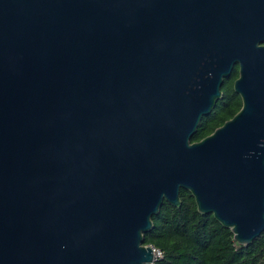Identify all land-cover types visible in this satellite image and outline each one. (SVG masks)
Listing matches in <instances>:
<instances>
[{
    "label": "water",
    "instance_id": "obj_1",
    "mask_svg": "<svg viewBox=\"0 0 264 264\" xmlns=\"http://www.w3.org/2000/svg\"><path fill=\"white\" fill-rule=\"evenodd\" d=\"M181 190L264 232V0H0V264H155Z\"/></svg>",
    "mask_w": 264,
    "mask_h": 264
},
{
    "label": "trees",
    "instance_id": "obj_2",
    "mask_svg": "<svg viewBox=\"0 0 264 264\" xmlns=\"http://www.w3.org/2000/svg\"><path fill=\"white\" fill-rule=\"evenodd\" d=\"M238 75L236 68L233 77L224 81L222 99L202 119L192 143L211 135L241 110L242 99L234 91ZM180 196L182 205L165 202L152 219L153 230L144 236V245L161 253L155 264H264V232L250 246H242L213 215L198 211L190 192L181 190Z\"/></svg>",
    "mask_w": 264,
    "mask_h": 264
},
{
    "label": "built area",
    "instance_id": "obj_3",
    "mask_svg": "<svg viewBox=\"0 0 264 264\" xmlns=\"http://www.w3.org/2000/svg\"><path fill=\"white\" fill-rule=\"evenodd\" d=\"M153 248V247H152ZM154 249V248H153ZM154 254H155V260L156 258L161 256V253L159 251H157L156 249H154Z\"/></svg>",
    "mask_w": 264,
    "mask_h": 264
},
{
    "label": "flooded vegetation",
    "instance_id": "obj_4",
    "mask_svg": "<svg viewBox=\"0 0 264 264\" xmlns=\"http://www.w3.org/2000/svg\"><path fill=\"white\" fill-rule=\"evenodd\" d=\"M236 68H238V72H239V71H240V70H239V66H235L234 70H235ZM234 70H233V73H234ZM233 73H232L231 78L233 77ZM239 75H240V74H239ZM239 75H238V77L234 80V83H235V81L239 78ZM231 78H229V80H230Z\"/></svg>",
    "mask_w": 264,
    "mask_h": 264
}]
</instances>
